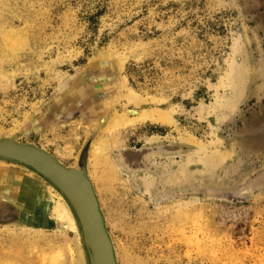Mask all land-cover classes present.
I'll return each instance as SVG.
<instances>
[{
	"label": "rangeland",
	"instance_id": "obj_1",
	"mask_svg": "<svg viewBox=\"0 0 264 264\" xmlns=\"http://www.w3.org/2000/svg\"><path fill=\"white\" fill-rule=\"evenodd\" d=\"M233 57L250 76L219 120ZM143 110L172 123L107 126ZM0 140L84 174L115 264H264V0H0ZM190 141L229 154L213 178ZM0 166L45 206L0 194V264H88L61 192ZM54 195L72 228L52 219Z\"/></svg>",
	"mask_w": 264,
	"mask_h": 264
},
{
	"label": "bare ground",
	"instance_id": "obj_2",
	"mask_svg": "<svg viewBox=\"0 0 264 264\" xmlns=\"http://www.w3.org/2000/svg\"><path fill=\"white\" fill-rule=\"evenodd\" d=\"M236 54H239V52L237 51ZM249 70L250 69L247 66L245 60L237 62L233 57L231 63L229 64L228 71L224 76L226 86L230 90L229 96L222 95L221 97H216V100L212 106V112L216 115V117L218 115L221 116L219 120L232 115L237 110L241 101L244 99L247 89V81L250 76ZM127 102L133 105L139 104L137 99H135V97L132 95H129ZM148 121H150V123L153 122L154 124L172 123L171 118L159 110H143L134 118H126L120 115L115 116L110 120V122H107V126H109L111 129H115L127 123H144ZM151 138L152 139H149L150 141L155 140L153 137ZM182 141L185 143L187 142L184 139H182ZM190 142L197 148V162L201 165L202 171L205 174L209 173L213 178L212 175H214V173L217 172L224 164L229 154L227 155L218 149L209 153L204 145L195 143L194 141ZM13 150H16V152L21 153V155L28 157L29 160L53 176L56 180H58L60 185L64 187L68 195H70L72 200H74L79 205L82 211L97 264H110L107 249L98 229V224L93 211L92 199L90 198L88 188H86L87 184L85 185V183L80 178H78L73 171H66L62 167H59V165H54L49 157L40 155L32 147ZM187 174L188 172L184 171L182 179H187V182L189 183ZM177 177L178 175L175 171L171 173V181H178ZM34 181L35 180H26L21 172L15 169H10L7 167L4 168L0 166V194L9 198L20 197L21 202L27 204V208H42L44 206V203L42 202L44 197L41 193L39 194V191L36 190L34 186H32V184H36L38 186L40 185ZM54 197L55 202L52 213L54 216L52 219L55 220L62 229L72 228L73 222L68 212V207L64 202H59V197L57 195H54Z\"/></svg>",
	"mask_w": 264,
	"mask_h": 264
},
{
	"label": "water",
	"instance_id": "obj_3",
	"mask_svg": "<svg viewBox=\"0 0 264 264\" xmlns=\"http://www.w3.org/2000/svg\"><path fill=\"white\" fill-rule=\"evenodd\" d=\"M29 147L34 148L40 155L49 157V159L53 162L54 165H57V166L59 165L49 154L43 152L38 147L31 146L30 144H16L13 142L3 141V140H0V159L9 160V161H12V162H15V163H18V164H21L23 166H26V167L33 169L38 174H40L41 176L46 178L55 188H57V190H59L61 192V194L67 200L68 204L74 210L75 216L78 220L79 227L81 230L80 231L81 241H82L83 247L85 249L88 264H97L95 254H94V250L92 248L91 241L89 239L85 219L83 217V214H82V211H81L79 205L74 200H72L71 196L68 195V193L66 192L64 187L60 185L58 180H56L53 176H51L45 170L40 168L37 164H35L31 160H29L28 157L21 155V153L16 152V150H13V149L29 148ZM59 167H62V166L59 165ZM68 171H73L74 174L85 183V185L87 184L86 188H88L89 193H90V198L92 199L93 211H94L96 221L98 224V229L100 231L104 245L107 249V254L109 257V263L115 264L111 245H110L109 239L106 235V232L104 230L103 222H102L99 210H98V205H97L96 199L94 197V194L92 193V190L89 186L88 180L86 179V177L84 176V174L81 171H75V170H68ZM62 187H63V189H62Z\"/></svg>",
	"mask_w": 264,
	"mask_h": 264
}]
</instances>
